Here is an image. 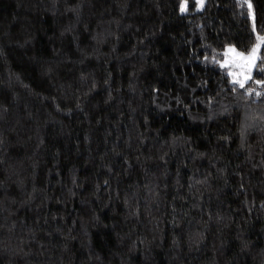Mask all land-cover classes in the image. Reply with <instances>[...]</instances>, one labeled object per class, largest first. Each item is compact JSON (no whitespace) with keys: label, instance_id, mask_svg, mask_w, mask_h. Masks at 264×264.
Returning <instances> with one entry per match:
<instances>
[{"label":"trees","instance_id":"obj_1","mask_svg":"<svg viewBox=\"0 0 264 264\" xmlns=\"http://www.w3.org/2000/svg\"><path fill=\"white\" fill-rule=\"evenodd\" d=\"M259 38L264 0H0V264H264Z\"/></svg>","mask_w":264,"mask_h":264},{"label":"rangeland","instance_id":"obj_2","mask_svg":"<svg viewBox=\"0 0 264 264\" xmlns=\"http://www.w3.org/2000/svg\"><path fill=\"white\" fill-rule=\"evenodd\" d=\"M203 4H204V2H203ZM183 6H184V9L187 8V4L186 3H184ZM202 7L203 6H201L200 3H199V8H202ZM257 44H260L261 45V43H259V42ZM230 48L231 49H235V52H229L228 50ZM259 49H260V47H259ZM259 49L257 50V53H256L257 58H256L255 65L252 67L251 74H250V78L245 79V76H248L249 75V73L247 71V67L246 66L245 67L238 66L240 64H243L244 62L243 61H240L236 57V54L237 53H241V54L247 56V55H249L251 53V51L248 52V53H244V52L239 51L235 46H228L227 47V49H226L227 55L221 61V65L223 67H227L228 68V71H229V73H230V75L232 77V80L235 83L240 84L239 81H243V84H244L246 81H248L249 79H251V77L253 76V72L255 70L256 64H257V60L259 58Z\"/></svg>","mask_w":264,"mask_h":264},{"label":"snow or ice","instance_id":"obj_3","mask_svg":"<svg viewBox=\"0 0 264 264\" xmlns=\"http://www.w3.org/2000/svg\"><path fill=\"white\" fill-rule=\"evenodd\" d=\"M203 2H204V0H199V3H200L201 6H203ZM251 7H252V5L249 3L248 4L249 10H251ZM181 10L182 11L184 10V6L183 5H182V9ZM259 39L264 40V38H259ZM259 47H260V44H257L255 47L252 48L251 53L249 55H247V56H245V55H243L241 53H237L236 54V57L240 61L244 62L243 64H240L238 66H241V67H245L246 66L247 67V71H248L249 75L245 76V79L250 78L252 67L255 65V62H256V58H257L256 53H257V50L259 49ZM228 51L229 52H235V49H231L230 48ZM226 55H227V53H226ZM239 83L241 84V86H243V81H239ZM257 83H260V81H257Z\"/></svg>","mask_w":264,"mask_h":264}]
</instances>
